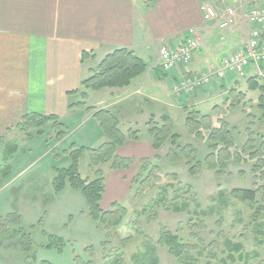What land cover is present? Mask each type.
<instances>
[{
	"label": "rangeland",
	"instance_id": "1",
	"mask_svg": "<svg viewBox=\"0 0 264 264\" xmlns=\"http://www.w3.org/2000/svg\"><path fill=\"white\" fill-rule=\"evenodd\" d=\"M232 1L228 0L226 5L222 3L223 9L218 6L219 17L214 20L221 22L223 10L229 4H233L231 6L237 10V17L241 14L246 19L244 15L248 11L247 6ZM259 4L264 6V0L251 6ZM261 30L264 32V26ZM101 60L103 58L95 56L88 65L94 66V69ZM201 72L202 64L193 74ZM237 76L232 86H218V81H211L202 84L197 90L200 91L199 100L202 97V105L199 103L197 108L202 114L211 115V119L205 121L204 128L197 135L192 132L194 126L191 130L186 126L184 105L191 100L182 98L181 103H178L179 97L175 95L177 105L170 107L162 103L161 91L158 89L155 88L154 92V87H149L144 91L159 97L157 102H153L154 109L163 107L167 114L170 112L173 115L174 130L181 136L180 142L195 148V152L190 153L192 162L189 165L196 164L199 173H190L184 156L178 155L176 163L166 160L169 139L160 157L161 172L151 166L147 172L136 177L134 185L132 181L136 174L129 177L131 191L126 200L122 201L127 212L118 228L111 221L98 224L89 217L88 203L81 190L68 186L56 194L52 185L54 168L69 165L67 150L74 141L81 140L84 135L81 129H75L73 141L67 136L57 141L52 122L42 128L44 135L36 134L32 137L22 132L16 123L0 140V168L7 163L12 167L7 178L0 171V213H3L0 214V264H44L45 261L49 264H75L77 256H81L82 261L86 262L84 264L89 261L92 264H144L146 252L153 248L156 249L160 264H178L168 248L159 242L164 227L178 234L184 241L197 245L193 254L200 255V264H264V227L260 225L264 223V122L263 112L258 108L261 92L251 90L248 85V80L253 77L264 85V65H261L260 70L251 65L244 75ZM89 91L91 97L93 95L89 97L92 105L106 96V92L101 90ZM78 95H69L68 103L83 100ZM89 99L85 101L88 103ZM148 107L144 104L145 109ZM221 118L227 122L234 137L231 148L234 155L225 161V151L226 154L222 156L225 166L219 171L209 167L205 159L214 151L210 148L209 137L212 128L223 121ZM152 119L163 125V118L153 116ZM146 126L149 131L148 123ZM92 128L91 124L87 126V129ZM139 128L145 130V124ZM27 131L36 132L38 129L31 127ZM101 132L104 135L102 129ZM10 142H18L19 149L10 158L6 156L9 158L6 159V144ZM110 163L97 167L105 173L110 170ZM90 166L91 156L87 153L81 160L80 172L84 177L94 178V169H90ZM18 173L21 178L7 186ZM168 173H176L178 178L166 177ZM165 187L166 193L162 192ZM235 189L257 190V198L254 202H242L233 194ZM185 205L184 210H175ZM15 209L25 216L22 218L26 224L38 226L32 242L30 237H25L26 243H21V235L18 236L16 231V226L21 223L5 219L11 218ZM105 209L110 210L111 207ZM44 230L65 238L66 247L62 252L44 247ZM233 244L241 245V248L232 249ZM145 264H150L149 259Z\"/></svg>",
	"mask_w": 264,
	"mask_h": 264
},
{
	"label": "crops",
	"instance_id": "2",
	"mask_svg": "<svg viewBox=\"0 0 264 264\" xmlns=\"http://www.w3.org/2000/svg\"><path fill=\"white\" fill-rule=\"evenodd\" d=\"M227 1L0 0V140L25 114L40 112L54 113L65 120L69 125L67 137L71 139L75 129L80 128L84 135L81 140L74 141L79 146L97 148L106 142L95 112L83 107L70 108L67 98L72 91L83 89L81 83L94 67L88 65L93 58L82 60L84 51L93 52L94 58L102 59L116 49L127 48L146 61L147 71L135 78L130 86L102 89L106 96H102L97 104H91L89 97L93 95L91 97V91L87 92V106L110 110L120 120L125 133L130 129L139 131L138 139L128 140L118 148L120 156L133 159L132 166L129 169L110 168L105 172L107 188L103 208L126 200L131 191L129 177L138 172L141 160L147 158L154 162L156 154L162 157V151L167 147L166 144L156 152L146 124L152 116L169 115L174 119L163 107L154 109L153 102L159 97L144 91L149 87H154V92L158 89L162 103L170 107L177 105L175 95L179 97L178 103L186 98L191 101L184 106L202 112L197 108L199 103L202 105L200 91L176 93L175 83L193 74L200 64L202 71L219 65L224 58L241 49L250 37L252 29L241 14L236 23L226 29L221 27L219 20L204 19L201 5L213 3L223 9L222 3L226 5ZM258 1L233 0L231 3H242L248 9ZM191 28L199 31L200 50L191 63L178 65L172 72L163 71L160 47L182 42ZM235 78L229 77L217 84L232 86ZM78 96L82 97L81 94ZM144 104L149 107L145 109ZM89 124L92 129H87ZM144 124L142 131L139 127ZM20 173L6 185L19 180ZM18 213L25 217L19 210Z\"/></svg>",
	"mask_w": 264,
	"mask_h": 264
},
{
	"label": "trees",
	"instance_id": "3",
	"mask_svg": "<svg viewBox=\"0 0 264 264\" xmlns=\"http://www.w3.org/2000/svg\"><path fill=\"white\" fill-rule=\"evenodd\" d=\"M145 1L152 2L153 0ZM90 58H94L93 52L84 51L82 53L83 61L89 60ZM147 69L148 64L146 61L135 55L133 51H130L127 48L116 49L107 54L103 60H101L99 65L92 69L91 75L82 81V90L77 89L71 92V94L80 93L83 100L72 103L69 107H84L88 110L94 111L106 137V142L97 148L79 146L73 142L67 150L70 163L67 166L54 168L55 177L52 180V185L56 194L61 193L68 186L73 189L81 190L88 203V215L98 224H105L106 222L111 221L112 225L115 228H118L122 225V218L127 210L122 202L113 203L110 210L103 208L102 201L107 188L106 176L97 166L111 162V169H129L132 166L133 159L120 156L118 154V148L123 146L128 140L138 139L139 131L130 129L125 133L120 127V120L110 110L87 106V102L85 101L88 97L87 92L89 90L98 91L104 88H123L130 86L132 81L146 72ZM248 85L251 90H259L261 92L258 97V108L263 112L262 121L264 122V85L259 83L255 77L248 80ZM185 111L187 113L186 126L189 130L194 126V128L192 127V132H195L196 135L201 128H204L205 121L211 119V115L202 114L199 110L193 111L187 106L185 107ZM152 117L148 122V126L156 152H159V150L162 149L170 139V148L167 152L166 160L169 163H176L178 161V155L184 156L185 164L190 167V173L192 175H197L199 171L196 164L189 165L192 162L190 153L195 152V148H193L191 144L185 145L180 142L181 136L178 133H175L172 118L169 115H163L161 117L163 118V125H159L153 121ZM221 120L223 121H220L219 125L212 128L209 140L211 141L210 148L214 151H212L209 157L205 159V162L209 167L217 168L219 171L225 166L223 164L229 159V156L234 155L231 149L233 147L234 137L231 134L227 122L222 118ZM51 122L53 123V128L56 132V140L61 141L67 136L68 127L57 114L30 112L22 117L17 126L22 132H26L28 136L32 137L36 134L44 135L45 132L42 128ZM31 127L38 129V131H27L30 130ZM17 144L18 142L15 144L12 142L6 144L7 154L5 157L7 156L10 158L16 151H18L19 144ZM219 144L221 145L219 146ZM225 151H227V154ZM87 153L91 156L90 169H94V178H91L90 176L84 177L80 172L81 160ZM224 154H226L227 157L224 158L225 161L223 162L222 156ZM7 157L6 159H9ZM154 158L156 162L147 158L141 160L140 168L132 181L133 185L135 184L136 177L138 178L139 174L141 175L143 172H147L151 166L156 167L158 170L160 169L161 172V165L159 164L161 158L158 153ZM10 169L11 166L7 163L3 167L1 166L0 171L2 175L6 177L11 171ZM169 174L170 173H168L166 177L171 176L172 178H178L176 173ZM185 187L187 189L191 188L190 186ZM162 192L166 193L167 188L165 187ZM233 194L238 196L242 202H254L257 198V190L254 189H235L233 190ZM185 208L186 205L185 207H176L175 210L180 212ZM10 216L11 218L5 219H9L14 223H21L18 227L16 226L18 236L21 235V237L19 236L20 242L23 244L26 243V239H24L25 237H30L32 242V236L38 230V226L36 224H26L17 211L11 213ZM260 225L261 227H264V223H261ZM43 234L46 239V245L44 247L56 249L60 252L65 249L66 241L64 237L45 230L43 231ZM159 242L168 248V251L174 256L178 264H200V255L195 254L198 257L197 258L193 254V251L197 249V245L184 241L183 238L169 229H166L165 227L162 229ZM240 248L241 245L233 244L232 249L239 250ZM148 259L150 264H160L159 257H156L155 248L149 249L148 252H146L144 264L147 263ZM84 263L86 262L82 261L81 256L75 258V264ZM87 263L92 264L90 261ZM44 264L49 263L45 261ZM138 264L143 263L139 262Z\"/></svg>",
	"mask_w": 264,
	"mask_h": 264
},
{
	"label": "built area",
	"instance_id": "4",
	"mask_svg": "<svg viewBox=\"0 0 264 264\" xmlns=\"http://www.w3.org/2000/svg\"><path fill=\"white\" fill-rule=\"evenodd\" d=\"M204 19L210 21L219 17L218 7L213 3L201 5ZM246 19L253 25L249 40L242 49L233 52L223 59L218 67H211L199 74L184 76L175 83L176 93L191 94L202 84L211 81H223L232 75H243L247 68L255 65L261 69L264 65V40L262 27L264 26V6H255L246 13ZM237 10L228 6L223 10L222 28H228L235 23ZM201 38L198 29H189V34L177 45L164 44L159 49L160 65L166 72H172L178 65L189 64L200 50Z\"/></svg>",
	"mask_w": 264,
	"mask_h": 264
}]
</instances>
